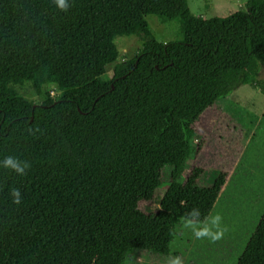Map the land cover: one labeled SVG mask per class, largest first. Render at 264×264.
Masks as SVG:
<instances>
[{
	"label": "trees",
	"instance_id": "16d2710c",
	"mask_svg": "<svg viewBox=\"0 0 264 264\" xmlns=\"http://www.w3.org/2000/svg\"><path fill=\"white\" fill-rule=\"evenodd\" d=\"M150 15L177 21L183 39L157 40ZM132 36L144 46L121 63L117 40ZM261 64L264 0L209 20L188 0H69L67 11L54 0H0V161L30 164L24 175L0 167V264L172 255L178 227L206 222L223 187L180 182L188 128L240 86L259 85ZM27 83L42 103L18 93ZM166 166L159 210L145 214ZM237 264H264V215Z\"/></svg>",
	"mask_w": 264,
	"mask_h": 264
},
{
	"label": "rangeland",
	"instance_id": "374dc122",
	"mask_svg": "<svg viewBox=\"0 0 264 264\" xmlns=\"http://www.w3.org/2000/svg\"><path fill=\"white\" fill-rule=\"evenodd\" d=\"M251 0H188L191 12L205 20L227 18L243 9ZM152 33L160 42L183 39L177 21H163L155 15L147 16ZM120 62L133 59L142 50L143 42L135 36L117 40ZM114 66L109 67L104 80L113 78ZM257 86L243 85L230 97L218 101L203 117L188 128L192 151L180 182L195 179L201 186L209 187L220 182L222 192L210 217L203 224L215 233L222 230L219 239L210 236L197 238L192 227L185 222L178 227L177 236L168 257H154L137 251L127 257L103 255L96 264H169L180 257L182 264H237L247 243L264 215V65L261 64ZM58 96L57 87L49 88ZM22 96L39 104L43 102L30 83L17 89ZM172 168L162 170L163 183L152 203H141L145 214L159 210L160 202L169 187ZM219 215V228L210 224V218ZM122 225L113 226L112 234L120 236Z\"/></svg>",
	"mask_w": 264,
	"mask_h": 264
},
{
	"label": "clouds",
	"instance_id": "9594fccd",
	"mask_svg": "<svg viewBox=\"0 0 264 264\" xmlns=\"http://www.w3.org/2000/svg\"><path fill=\"white\" fill-rule=\"evenodd\" d=\"M55 5L61 10V11H67L69 7V0H54ZM0 167L8 168L13 170L18 175H24L26 170L30 167V164L26 161L18 160L12 156L5 157L2 161H0ZM11 196H12V202L14 204H19L21 202V194L19 189L13 188L11 190ZM198 210H193L192 215H198ZM221 220V217L219 215L211 217L210 218V224L213 227L219 228V222ZM185 227H192L194 235L197 238L203 237V236H210L211 239L216 240L219 239L222 235V230H218L215 233H213L209 227L207 226H199V227H193L191 224V221L185 222ZM169 264H182V261L180 257L172 258L169 261Z\"/></svg>",
	"mask_w": 264,
	"mask_h": 264
}]
</instances>
